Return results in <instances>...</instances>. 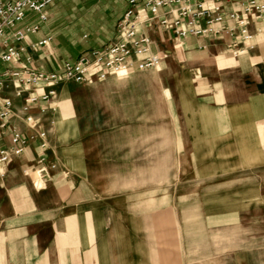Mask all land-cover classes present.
I'll return each instance as SVG.
<instances>
[{
  "label": "crops",
  "instance_id": "obj_1",
  "mask_svg": "<svg viewBox=\"0 0 264 264\" xmlns=\"http://www.w3.org/2000/svg\"><path fill=\"white\" fill-rule=\"evenodd\" d=\"M245 1L223 0L219 35H188L175 56L161 61L164 73L173 75L180 110L175 141L180 150L190 143L193 172L225 182L224 204L237 223L264 204V19L248 16L253 37L242 42L241 54L231 47L237 29L229 30L236 25L229 14H241ZM127 8L126 0H53L44 21L27 11L18 26L39 28L19 42L24 51L17 66L61 71L65 61L111 44ZM141 32L155 53L175 45L171 31L157 23L144 24ZM43 39L49 40L39 45ZM69 47L78 54L69 56ZM95 70L82 83L61 82L55 99L36 103L27 101L32 89L18 97L16 85L6 81L1 97L12 99L13 114L0 129V149L10 147L13 132L26 143L0 165V264H183L180 231L114 229V220L134 214L119 207L113 174L94 159L90 164L89 139L71 93L96 77ZM204 153L206 159L194 161Z\"/></svg>",
  "mask_w": 264,
  "mask_h": 264
},
{
  "label": "rangeland",
  "instance_id": "obj_2",
  "mask_svg": "<svg viewBox=\"0 0 264 264\" xmlns=\"http://www.w3.org/2000/svg\"><path fill=\"white\" fill-rule=\"evenodd\" d=\"M179 48L175 42L161 49L162 60ZM67 50L69 56L78 54L73 47ZM172 77L160 65L104 80L93 77L71 92L89 139L90 164L94 159L113 174L119 207L134 214L129 221L114 220V229L180 231L183 264H264V204L251 208L247 221L234 222L224 204L225 182L193 172L190 143L180 150L175 141L180 110ZM179 198L181 205L168 204Z\"/></svg>",
  "mask_w": 264,
  "mask_h": 264
},
{
  "label": "built area",
  "instance_id": "obj_3",
  "mask_svg": "<svg viewBox=\"0 0 264 264\" xmlns=\"http://www.w3.org/2000/svg\"><path fill=\"white\" fill-rule=\"evenodd\" d=\"M53 0H0V129H3L13 114V103L9 97H1L7 86L6 81L13 82L17 90L16 96H21L25 89H32L27 97L28 103L39 100L50 101L57 96V86L63 81L82 83L96 68L94 75L104 80L110 75H125L132 70H149L161 65L162 56L151 50L149 37L141 32L146 23L157 25L171 31L177 45L180 41L192 35L204 37L217 36L221 33L219 24L223 20L221 6L223 0H126L128 8L119 20L114 41L100 49H93L78 57L67 60L61 71L35 70L30 67H18L24 47L19 42L28 33L38 30V25L19 23L26 19L27 11L36 13L40 20L47 19L46 6ZM148 11L149 16H144ZM264 19V2L246 0L241 7V14L233 12L229 17L235 20V27H230L231 33L237 29L238 40L231 43L234 54L246 50L242 42L249 41L253 34L249 30L248 16ZM202 23V25H200ZM49 39H43L38 44L45 45ZM30 56L26 57L29 61ZM17 66V67H16ZM23 109H27L24 106ZM27 122H32L30 115L25 116ZM45 132L40 133L44 138ZM25 139L18 132L11 135V145L0 149V165L9 161L12 156L19 155L25 147ZM41 146L45 147L44 140Z\"/></svg>",
  "mask_w": 264,
  "mask_h": 264
}]
</instances>
